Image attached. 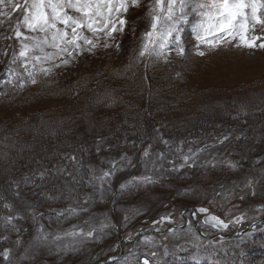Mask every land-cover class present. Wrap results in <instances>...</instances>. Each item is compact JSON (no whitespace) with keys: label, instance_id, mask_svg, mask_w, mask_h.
Listing matches in <instances>:
<instances>
[{"label":"rangeland","instance_id":"1","mask_svg":"<svg viewBox=\"0 0 264 264\" xmlns=\"http://www.w3.org/2000/svg\"><path fill=\"white\" fill-rule=\"evenodd\" d=\"M149 3L150 0H141L139 7L131 6L123 15L128 24L122 32L113 33V37L106 38L101 34L97 39L85 31V35L93 39L96 47L91 51L87 50L91 46L76 51L70 48L72 55L64 53L57 57L55 63L59 67L53 68L47 77L54 74L57 80H84L86 73L104 59L113 55L123 57L130 47L140 51L144 42L143 33L150 29L147 17ZM189 19L194 17L190 16ZM7 30V22L0 25V48L16 43L14 38L11 43L2 39L7 35ZM181 41L184 48L181 55L187 58V62L177 59L178 56L174 59L177 60L176 64L183 63V70L188 72L184 86L189 92L180 91L182 94L178 96L181 97L173 98V106L168 105L166 110L168 115H186L188 106L192 111H197L201 118H205L208 113L220 117L227 114V111L235 112L232 114L235 118H243L250 113V119L256 114L264 116V49L236 47L235 42L217 47L199 44L192 34L191 24L184 26ZM171 49L167 56L171 54ZM173 50L176 51L175 45ZM198 50L205 54L200 56ZM10 55L11 48L7 56L0 55V71L8 65ZM142 59L144 62L147 56ZM62 60H68V63L64 64ZM183 93H189V97ZM92 95L76 99L73 96L72 100L52 98L46 102L42 100L38 105L32 104L35 111H43L35 117L36 123L48 132L56 129L58 132H54L55 136L62 137L61 133L65 132L61 127L63 117H66L64 121L69 124L76 116L81 115L86 123L89 117L93 118L94 113L91 114L92 107L89 106ZM188 101L192 104L188 105ZM71 104L78 107L71 110ZM29 106L23 107L25 112L28 108L26 114L30 112ZM242 106L245 112L240 111ZM134 109L132 107L128 112ZM15 116L18 120L13 121L22 119L18 113ZM258 118L250 122L254 125L258 123L259 126L264 119L261 121L260 118V122H257ZM54 120L56 122L52 125L48 123ZM121 122L124 121H115V129L122 125ZM11 124L12 127L6 129L12 130L11 134H17L13 129L21 126H14L13 122ZM87 124L91 126L90 121ZM220 124L214 122L209 125L213 127L212 132L206 133V136L188 137L186 140L160 135L156 124L153 136L157 144L143 148L138 155L126 150L119 151L111 147L113 145L106 139L97 137L75 159L68 157L66 164L64 161L55 167L56 189L49 193L44 190L45 199L37 198L35 188L19 189L16 183L11 198L5 201L11 207H4L0 222V252L9 249L11 259L5 261L0 256V264H94L120 252L122 257L111 264H140L151 252L157 253L154 259H158L159 264H264V125L258 130H250L248 127L234 130L229 125ZM35 139L34 136L30 141ZM0 148H5L4 153L15 156L25 150L23 144L10 141L7 145L0 143ZM144 150L149 151V157L143 156ZM122 156L127 159L121 162ZM185 156L189 157L188 161H185ZM78 160H86V173L80 171ZM113 161L117 162L114 170ZM229 162L235 163L236 168H232ZM109 170L113 174L104 180L102 186L99 180H92L93 176L99 177ZM78 172L80 176L76 178ZM184 175H193V179L198 181L178 183L177 180L183 179ZM144 176H150L154 182L137 183L135 187L129 184ZM250 180L253 182L252 187L245 188ZM121 185L129 186L122 189ZM253 190L256 195L251 194ZM17 192L19 195H16ZM47 199L49 204L45 202ZM189 207L195 211L205 207L208 213L231 223L227 229L220 230L200 222L201 236L190 221L184 229H171L156 235L145 234L132 241L140 230H161L171 224H183L181 212ZM72 209L76 210L75 214ZM196 214L200 219L205 213ZM9 215L15 217L12 223L19 231L5 227L4 217ZM186 216L189 218L190 213L187 212ZM161 217L168 219L161 220ZM238 217L243 219L237 222ZM260 219L263 222L258 223ZM251 222L257 224L248 228ZM101 224L109 226L101 232ZM41 227L49 234V241L57 234L81 230L87 232L91 228L97 229L94 235L99 236V239L83 240L75 245L79 249L76 252L60 251L54 244L38 243ZM190 227L192 231H189ZM193 232L199 236L198 240ZM229 234L233 236H221ZM145 237L153 238L151 245L144 243ZM59 243L73 244L74 240L67 236ZM165 252L168 254L165 255Z\"/></svg>","mask_w":264,"mask_h":264},{"label":"trees","instance_id":"2","mask_svg":"<svg viewBox=\"0 0 264 264\" xmlns=\"http://www.w3.org/2000/svg\"><path fill=\"white\" fill-rule=\"evenodd\" d=\"M6 32L7 35H12L10 31L7 30ZM138 53L139 50L136 51L130 47L123 57L121 56L122 58L113 55L109 59H104L86 73L84 80H71V78L57 80L53 75L48 77L39 75L36 84H26L22 90H17L11 86L6 87L4 84L7 80L6 67L0 71V92L5 93V95L0 96V143L7 145L10 141L25 146V150L23 149L16 156L12 153H4L5 148H0L1 223L5 201L11 198L16 183L19 189L35 188L37 198L45 199L44 190L49 193L56 189L55 167L64 161L66 164L68 157L79 155L97 137L106 139L109 144L113 145L111 147H115L119 151L126 150L138 155L143 148L157 144L154 143L155 137L153 136V127L156 124L160 135L183 138V140L188 137L194 138L206 136V133L210 134L213 127L209 125L214 122H219L223 126L229 125L234 130L242 127L258 130L264 125V122H261L259 126H257L258 123L254 125L253 122H250V120L258 117L257 122H260V118L262 121L264 116L261 117V114L253 115V119H250V113L244 115L243 119L237 116L235 118L232 116L235 112L227 111V114L220 117L216 114L210 116L211 113H208L205 118H201L200 114L196 113L197 111H192V108L188 106L189 111L186 115L179 113L168 115L166 110L168 105H172L173 98H180L181 95L178 96V94H182L180 91L189 92L184 86L188 80V72L183 70L185 68L183 63L176 64L175 53L169 55L167 61L147 57L144 62L143 59L136 61L135 57ZM177 59L187 62L184 55ZM81 83L82 85L79 86ZM178 89L181 90L178 92ZM87 94H93L89 98L91 103L89 106L92 107L91 114L94 113V116L87 120V123L90 121L91 126L86 123L85 118H82L81 115L76 116L75 119L77 120L72 118L70 124L64 121L66 117H63L61 127L63 126L65 132L61 133L63 136H60V139L54 134V132H58L56 129L48 132L42 129L43 127L41 128L39 123H36L35 119L43 111H35L32 104L38 105L40 101L46 102L52 98L72 100L73 96H76L74 98L76 99L85 97ZM29 96H31L30 100L23 101ZM185 96L188 98L189 93H186ZM189 104L192 102L188 101ZM27 105L31 107L30 112H35L26 114L28 108L25 112L23 107ZM70 107L73 110L78 106L71 104ZM132 107L135 109L128 112ZM14 112L20 114L22 119L13 121L18 120ZM121 120L124 122H121L122 125L115 129V121L118 123ZM58 121L60 123L61 119ZM11 122L14 123V126H21L13 129L17 134H11L12 130L6 129L12 127ZM53 122L56 120L48 123ZM34 136L35 141H33L34 139L30 141V138L32 139ZM77 162L80 171L86 173V160H78ZM79 176L78 172L75 177L79 178ZM193 178V175H184L183 179L177 178V181L178 183L183 181L186 184L188 182L196 183L198 180ZM198 179L201 180L202 178ZM22 195L25 196V193ZM45 202L49 204V199ZM43 206L41 205V207Z\"/></svg>","mask_w":264,"mask_h":264},{"label":"snow or ice","instance_id":"3","mask_svg":"<svg viewBox=\"0 0 264 264\" xmlns=\"http://www.w3.org/2000/svg\"><path fill=\"white\" fill-rule=\"evenodd\" d=\"M140 2L141 0H0V25L7 22L12 33L3 36L2 39L6 41L14 38L16 41L13 45L0 48V55L3 56H7L8 49L11 48L6 66L5 86L22 90L26 84H36L39 75L47 76L53 68L59 67L55 63L57 57L64 53L72 55L69 52L70 48L76 51L91 46L87 49L91 51L96 44L85 35V31L97 39L101 34L109 38L113 37L115 32H122L128 24L123 15L131 6L139 7ZM148 9L150 29L143 33L144 42L135 57L136 61L145 56L167 61L170 45H175L178 55L183 54L181 33L187 24H191L192 34L199 44L217 47L235 42L236 47L264 49V0H150ZM190 16L194 19L190 20ZM198 54L203 56L205 53L198 50ZM62 63L67 64L68 60H62ZM46 64L49 66L46 67ZM3 95L5 93L0 92V96ZM240 111L245 112L243 106ZM164 143L167 144L168 141ZM149 155V151L144 150L143 156L147 158ZM126 159V156L120 158L121 162ZM184 159L188 161L189 157L185 156ZM116 163L112 162V170L115 169ZM229 163L232 168H236L235 163ZM112 170L104 171L99 177L93 176L92 180H99L102 186L104 180L113 174ZM91 182L90 180L89 183ZM152 182L154 181L150 176H144L130 181L129 184L135 187L137 183ZM252 185L253 182L250 180L245 188H251ZM128 186L121 185V188ZM251 194L257 193L253 190ZM240 198L243 199V196ZM4 207L10 208L11 205L5 204ZM71 211L75 214L76 210ZM196 212L207 214L209 210L199 207ZM14 219L15 217L11 215L4 217V225L19 231L12 223ZM164 219L168 217H161V220ZM241 219L243 217H238L237 222ZM204 223H211L214 228L227 229L231 221L226 223L219 216L209 214L206 215ZM108 226L101 224L100 231ZM159 230L157 228V231ZM189 231H192L191 227ZM96 232V228H91L87 232L70 231L57 234L49 241V234L41 227L37 240L38 243L54 244L60 251L76 252L79 249L75 245L82 243L83 240L99 239V236L94 235ZM193 235L199 239L195 232ZM67 236L73 237L74 243L61 245L59 242ZM152 241V237L144 238L146 244L151 245ZM16 243L19 244L20 241L17 240ZM167 254L165 252V255ZM0 256L5 261H10V250L4 249ZM156 257L157 253L151 252L140 264H159V260L154 259Z\"/></svg>","mask_w":264,"mask_h":264},{"label":"water","instance_id":"4","mask_svg":"<svg viewBox=\"0 0 264 264\" xmlns=\"http://www.w3.org/2000/svg\"><path fill=\"white\" fill-rule=\"evenodd\" d=\"M185 212H186V210H184V211L182 212V214L184 215ZM193 213H195V212H194L193 209H191V218H192V220L194 221V223H195V225H196V227H197V221H196V219H195V214H193ZM206 215H209V214H206ZM206 215H204V216L202 217V220H203V221L205 220ZM212 215H213V214H212ZM188 223H189V220H188L187 218H185V222H184L183 224H181V225H171V226H169V227L163 229L162 231H168V230H170V229H172V228H184ZM208 224L211 225V223H208ZM251 226H252V225H251ZM216 228L223 229L222 227H216ZM158 233H160V232H159V231H155V230H153V229H149V230H145V231H140V232L134 237L133 241H135L136 239H138L139 237H141V236H143V235H145V234H158ZM232 236H233V235H226V236H224V237H232ZM131 248H132V247H131ZM131 248H129V250H130ZM120 255H121V254H116V255H114V256L108 258V259L105 260V261H100V262H98L97 264L109 263L110 261H112L113 259H116V258L119 257Z\"/></svg>","mask_w":264,"mask_h":264}]
</instances>
